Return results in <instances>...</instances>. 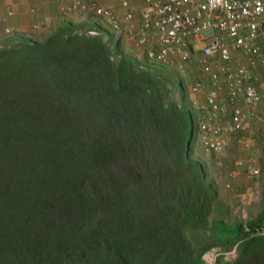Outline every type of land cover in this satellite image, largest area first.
<instances>
[{
    "label": "trees",
    "instance_id": "1",
    "mask_svg": "<svg viewBox=\"0 0 264 264\" xmlns=\"http://www.w3.org/2000/svg\"><path fill=\"white\" fill-rule=\"evenodd\" d=\"M104 34L66 20L0 47V264H202L190 233L215 192L189 155L195 115L168 98V66ZM261 245L218 264H264Z\"/></svg>",
    "mask_w": 264,
    "mask_h": 264
},
{
    "label": "built area",
    "instance_id": "2",
    "mask_svg": "<svg viewBox=\"0 0 264 264\" xmlns=\"http://www.w3.org/2000/svg\"><path fill=\"white\" fill-rule=\"evenodd\" d=\"M117 1L124 8L123 16L103 0H68L62 13L79 15L117 41L133 39L145 49L149 61L182 72L184 63L199 51L198 62L207 78L195 80L192 90H205L203 101H193L201 144L221 156L236 139L249 146L244 135L253 129V121L261 120L264 127V114L253 109L264 101V0ZM6 32L12 34L10 28ZM237 55L243 60L237 61ZM247 107L252 109L250 115ZM243 164L242 159L234 161L236 168ZM247 167L250 177L262 175L257 157L251 156ZM258 199L252 188L240 194L244 236L228 248L207 247L200 255L202 264L231 261L244 240L264 236V221L252 228L246 211Z\"/></svg>",
    "mask_w": 264,
    "mask_h": 264
},
{
    "label": "rangeland",
    "instance_id": "3",
    "mask_svg": "<svg viewBox=\"0 0 264 264\" xmlns=\"http://www.w3.org/2000/svg\"><path fill=\"white\" fill-rule=\"evenodd\" d=\"M104 38L111 45L118 43L126 54L141 61L148 60L145 54V49L133 39L117 41L113 38V40H111L108 34H104ZM6 41L3 42L1 46H3ZM199 57V51H197L190 60L184 63L183 72L175 67H168L165 71L166 76L164 77V83L168 90V98L175 99L180 106L185 105L188 109L193 111L196 123H198L199 114L193 107V101L197 99L203 101L205 98V90L202 89L201 91L194 92L192 90V85L195 80L199 78H207V75L201 70L198 62ZM178 80H180L183 85L182 90L178 88L175 83ZM262 129H264V127ZM232 144H235V146L240 148L243 155L235 154V146H232V148L229 147L226 157L225 155H216L215 153L206 151L200 142L198 128L191 140L189 155L191 159L198 161L203 166L207 179L212 184L215 192L213 209L209 216V229L195 230L190 233V236L196 245H205L206 248L212 245H220L224 248L229 247L230 242L227 241V235L224 232L223 227L226 226V228L229 227L232 229L241 221V212L239 210L240 194L247 188H252L256 192L258 190L257 193L260 196L259 200L252 202L247 207L246 211L248 216L254 215L258 212V209L259 213L264 215V206L262 209L259 207L261 201L264 203V158L262 159L252 153L249 155L247 154L252 148V142L249 143V146H244L236 139ZM251 156L257 157L261 164L262 175L259 178L250 177L247 161ZM235 159H242L244 161L243 166L236 168L234 166ZM231 173H233V175ZM228 183H231V187L227 186ZM256 206L257 209L255 208ZM256 219L258 218H254L253 220ZM213 221L215 222L214 224L212 223ZM216 221L220 224H216ZM228 229L227 231L230 232L231 230Z\"/></svg>",
    "mask_w": 264,
    "mask_h": 264
},
{
    "label": "crops",
    "instance_id": "4",
    "mask_svg": "<svg viewBox=\"0 0 264 264\" xmlns=\"http://www.w3.org/2000/svg\"><path fill=\"white\" fill-rule=\"evenodd\" d=\"M67 2L68 0H0V46L3 42L14 38L16 35H24L37 40H45L54 31L60 28L66 20L87 21L74 13L63 15L62 7ZM103 2L113 5L119 15L123 16L124 8L117 0H103ZM32 9L35 10L33 11ZM7 28L12 30V34H7ZM236 60L242 61L243 56L237 55ZM253 109L264 114V101L258 107ZM246 111L250 115L252 109L247 107ZM261 122V120L255 119L253 121V129L246 133L244 137H247V139L252 142V148L247 152V154L249 155L252 153L263 159L264 129H262L263 124H261ZM232 146L234 147L235 144H232L230 147L232 148ZM235 149L236 155H243L240 148L235 146ZM226 156L227 155L225 154V157ZM263 206L264 203L261 201L259 207L262 209ZM255 208L257 209V206ZM261 216L262 214L259 213L258 209V212L254 215H249V218L250 220H253L254 218H259ZM240 223L241 221L232 229L229 227L228 229L226 226L223 227V230L227 235V241L234 240L238 236V225ZM227 229L231 231L229 232ZM259 248L264 250V245H261ZM240 252L241 251L239 250L236 258L241 256Z\"/></svg>",
    "mask_w": 264,
    "mask_h": 264
}]
</instances>
